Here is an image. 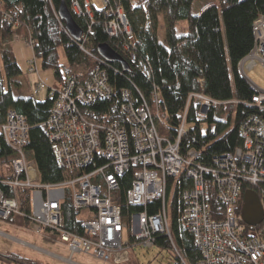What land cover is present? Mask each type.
Instances as JSON below:
<instances>
[{
    "label": "trees",
    "instance_id": "16d2710c",
    "mask_svg": "<svg viewBox=\"0 0 264 264\" xmlns=\"http://www.w3.org/2000/svg\"><path fill=\"white\" fill-rule=\"evenodd\" d=\"M62 1L0 0V190L6 198L14 196L13 188L7 183L14 175L6 173L5 165H11L17 157L2 132L11 112L26 120L28 143L24 152L28 162L36 163L40 175L36 182L53 185L70 178L66 171L56 165L50 132L45 126L55 98L50 95V90L42 101L33 94L25 95L21 91L18 79L23 72L12 50L16 42L14 38L18 35L34 41L31 47L33 61L37 66L40 60L43 69L53 70L59 87L72 76L91 74L97 62L85 50L103 60L98 54V47L109 45L128 63L129 69L124 71L120 64H109L103 60L108 83L113 88V99L97 101L91 107L90 117L103 122L106 121L104 115L111 114L113 120L122 122L124 117L120 114L119 106L123 102V91L129 90L138 105L148 104L151 111L156 113L155 123L160 135L174 140L187 113V124L195 126L184 136L181 151L185 155L194 150L198 154V163L203 166L213 167L216 159L243 147L245 140L242 129L250 117L256 116L264 123V105L252 104L255 92L238 70L239 63L254 48V24L264 16V0H109L110 7L118 6L123 10L131 29V36L120 34L117 37H111L107 32L108 19L100 0H92L93 23L76 14L73 9L75 0H64L83 34H87L83 41L72 39L65 29V23L60 20L58 8ZM14 15L16 19H8V16ZM182 22L186 24L184 29H180ZM88 27H92V34L88 33ZM161 29L164 31V43L160 41ZM60 49H63L66 66L60 63ZM132 53L137 56L135 62L130 59ZM142 64L147 66L149 74ZM65 68L71 69V73H64ZM41 83H38L39 90L42 89ZM156 93L160 95L158 101L154 97ZM196 93L222 102L235 100L249 104L231 103L212 108L204 121H199L201 107L192 102L187 106L188 98ZM160 120L165 126L160 124ZM204 124H208L207 130L203 129ZM132 179V172L121 179L120 190L114 199L116 204L122 206L130 231V215L143 210L141 206H131L126 202L125 194ZM20 181H24V178H20ZM207 181L206 199L211 206L212 219L223 220L227 209L213 180ZM193 187L194 181L186 178L185 174L167 181L166 210L171 237L158 235L154 247L176 251L175 264H200L203 258L184 223L183 196ZM253 189L249 183L242 184L239 213L242 214L246 193L256 192ZM17 195L22 204L23 220L31 224L32 189L20 187ZM149 209L151 213H156L162 211L163 206L158 201ZM90 212L88 209L74 208L73 199L67 194L63 205L65 229L85 235L82 223L91 216ZM6 221L13 222L14 214ZM244 224L248 229L253 227ZM261 227H264V222L256 226ZM44 231L58 237L49 228ZM138 245L142 246L132 236L126 242V247L131 249Z\"/></svg>",
    "mask_w": 264,
    "mask_h": 264
},
{
    "label": "built area",
    "instance_id": "2783aa9c",
    "mask_svg": "<svg viewBox=\"0 0 264 264\" xmlns=\"http://www.w3.org/2000/svg\"><path fill=\"white\" fill-rule=\"evenodd\" d=\"M100 2L108 19V34L111 37L131 36L123 10L118 6L110 7L109 0ZM92 6V0L73 2L76 14L93 23ZM8 19L14 20L16 15L8 16ZM87 30L92 34V27ZM254 33V48L239 63L238 70L255 92L252 104L262 106L264 90L247 78L245 70H252L258 64L264 66V16L256 20ZM86 36L82 34L81 41ZM17 40L19 37L15 36L14 41ZM27 45L32 47L34 41H27ZM85 53L98 64L93 66L90 75L78 74V77L72 76L61 83L58 89L49 88L55 103L45 126L50 132L56 165L70 178L53 185L36 182L37 168L34 162H28L24 152L28 143L26 120L15 112L9 113L2 132L17 154L11 165H5L9 175H14L7 182L13 188L14 196L6 198L0 190V218L7 219L12 214L24 217L17 190L30 188V219L40 229L49 228L57 233L61 242L68 245L72 256L87 255L104 262L129 264L132 252L123 239L129 223L122 206L114 200L121 179L132 172V183L125 199L128 205L143 208L130 215L132 237L145 248H152L158 235L171 237L166 210L167 181L185 174L194 181V187L183 196L184 223L203 254L200 264H264V227L248 229L238 211L244 182L254 188L264 208V123L261 119L253 116L245 122L243 147L216 159L213 167L203 166L198 163V154L194 150L185 155L181 151L184 136L195 126L187 124V113L174 140L160 135L153 120L156 113L148 104L138 105L129 90L123 91V102L119 106L124 117L122 122L113 120L111 114H105L106 121L103 122L90 117L91 107L97 101L113 99V88L103 68L104 59L99 60L86 50ZM136 58L135 53L130 54L132 62ZM142 67L150 73L147 66L142 64ZM30 71L38 73L35 61L31 62ZM64 73L70 74L71 69L65 68ZM154 97L157 101L160 99L158 93ZM191 97L200 104L199 121H204L212 108L224 103L249 104L213 100L202 93ZM22 177L24 181H20ZM209 179L213 180L227 209L225 218L220 221L212 219L211 206L206 199ZM67 194L71 195L74 208L91 211V216L82 223L85 235L67 231L64 227L63 205ZM158 201L162 203V211L151 213L149 207Z\"/></svg>",
    "mask_w": 264,
    "mask_h": 264
},
{
    "label": "rangeland",
    "instance_id": "374dc122",
    "mask_svg": "<svg viewBox=\"0 0 264 264\" xmlns=\"http://www.w3.org/2000/svg\"><path fill=\"white\" fill-rule=\"evenodd\" d=\"M101 6H103V3H101ZM77 12L79 13L78 10ZM185 26L186 24L182 22L180 29H184ZM18 36L21 41L17 40V42H14L12 50L23 72V75L18 79L21 84V91L25 95L33 94L38 100L42 101L46 98L49 88L58 89L59 87L55 73L51 69H43L40 60L37 61L38 73H30V63L34 59L33 50L27 45L29 38L24 35ZM160 41L164 43L163 29L160 30ZM59 54L61 65L66 66L67 61L63 49L59 50ZM1 65L2 61L0 59ZM245 74L250 81L264 90V68L260 64L256 65L252 70L246 69ZM241 77L244 79L243 76ZM244 80L247 82L246 79ZM39 82L42 84L41 90L38 89ZM153 120H155V116ZM160 124L165 126L163 120H160ZM207 128L208 124H204L203 129L207 130ZM24 225L25 228L19 229L11 222L0 218L1 264H113L87 255L77 254L72 256L68 245L61 242L56 235L45 232V229L39 230V226L35 225V223L31 225L26 223ZM131 236V231L128 228L125 229L123 235L124 243L128 242ZM131 252V263L129 264H175V258L177 257L176 251L169 252L156 246L149 249L138 245L132 248Z\"/></svg>",
    "mask_w": 264,
    "mask_h": 264
},
{
    "label": "water",
    "instance_id": "95a60500",
    "mask_svg": "<svg viewBox=\"0 0 264 264\" xmlns=\"http://www.w3.org/2000/svg\"><path fill=\"white\" fill-rule=\"evenodd\" d=\"M58 16L65 23V29L70 37L80 41L83 30L76 23L69 7L63 0L58 8ZM98 54L109 64H120L124 71H128V63L107 44L98 47ZM242 218L245 223L256 227L264 221V209L259 196L254 191H248L244 198Z\"/></svg>",
    "mask_w": 264,
    "mask_h": 264
},
{
    "label": "crops",
    "instance_id": "0c3cea01",
    "mask_svg": "<svg viewBox=\"0 0 264 264\" xmlns=\"http://www.w3.org/2000/svg\"><path fill=\"white\" fill-rule=\"evenodd\" d=\"M17 42V41H16ZM261 65V64H260ZM262 66V65H261ZM263 68H264V66H262ZM252 82V81H251ZM253 83V82H252ZM31 162H34V165L36 166V163H35V161H31ZM7 165V164H6ZM36 168H37V166H36ZM5 171H6V173H8L7 172V168L5 169ZM35 176L37 177L36 179L37 180H39L40 179V175H39V171H38V168H37V174H35ZM3 219V218H2ZM4 220H6V219H4ZM11 224H13L14 226H16L17 228H19V229H22V228H25L24 226V224H26V222H24V220H23V217L22 216H20V215H14V221L13 222H11ZM31 224H33V221H32V223ZM31 224H29V225H31ZM36 225V224H35ZM38 228V227H37ZM39 230H41L40 228H38ZM60 239V238H59ZM22 242V241H21ZM116 257H118V256H116ZM121 258H122V256H120ZM68 260H70V259H68ZM130 260V259H129ZM111 263H113V262H111ZM129 263H131V260L129 261ZM113 264H116V263H113Z\"/></svg>",
    "mask_w": 264,
    "mask_h": 264
},
{
    "label": "bare ground",
    "instance_id": "6f19581e",
    "mask_svg": "<svg viewBox=\"0 0 264 264\" xmlns=\"http://www.w3.org/2000/svg\"><path fill=\"white\" fill-rule=\"evenodd\" d=\"M188 100H190L192 103H195L197 106H200L199 102L197 99L192 98L191 96L188 98ZM229 103H224V105H228ZM189 105V102L187 104V106ZM187 112V111H186Z\"/></svg>",
    "mask_w": 264,
    "mask_h": 264
},
{
    "label": "flooded vegetation",
    "instance_id": "af4514ba",
    "mask_svg": "<svg viewBox=\"0 0 264 264\" xmlns=\"http://www.w3.org/2000/svg\"><path fill=\"white\" fill-rule=\"evenodd\" d=\"M262 204V203H261ZM243 207H244V205H243ZM262 208H263V205H262ZM264 209V208H263ZM242 211H243V208H242Z\"/></svg>",
    "mask_w": 264,
    "mask_h": 264
}]
</instances>
